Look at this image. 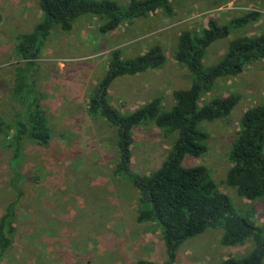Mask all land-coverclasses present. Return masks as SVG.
<instances>
[{
	"label": "rangeland",
	"instance_id": "rangeland-1",
	"mask_svg": "<svg viewBox=\"0 0 264 264\" xmlns=\"http://www.w3.org/2000/svg\"><path fill=\"white\" fill-rule=\"evenodd\" d=\"M38 1L0 0V116L8 121L18 111L11 87L17 69L23 67L14 50L16 38L40 21ZM112 1L121 7L128 2ZM171 7V17L158 11L108 34L99 32V18L84 16L74 22L70 32L55 28L44 42L36 62L35 85L52 138L47 148L29 145L24 150L16 236L1 264L165 262L158 228L136 221L139 193L114 176L116 134L101 118L87 113L88 95L104 75L114 50L131 59L160 45L164 64L144 75L117 79L109 90V102L126 114L160 98L163 109L169 110L174 104L173 91L190 84L188 72L174 59L180 32L200 35L210 19L224 25L248 11L260 13L257 21L233 29L228 38L211 44L203 58L205 67L220 60L232 39L264 32V0H173ZM231 94L239 96V103L228 117L201 124L208 135L207 151L199 158L187 157L185 165L205 167L236 211L249 213L256 226H261L264 200L238 197L225 184V177L230 167L227 155L242 114L264 103V61L252 63L239 77L220 79L200 105ZM133 138L131 170L147 175L161 165L175 135L165 137L147 124L135 128ZM9 158L10 153L0 146V216L17 200L9 185ZM220 237V229H210L185 241L174 264H222L251 249V242L224 247Z\"/></svg>",
	"mask_w": 264,
	"mask_h": 264
},
{
	"label": "trees",
	"instance_id": "trees-1",
	"mask_svg": "<svg viewBox=\"0 0 264 264\" xmlns=\"http://www.w3.org/2000/svg\"><path fill=\"white\" fill-rule=\"evenodd\" d=\"M173 0H128L121 7L112 0H39L40 21L34 28L16 38L14 47L23 67L17 69L12 82V97L18 103L13 120L0 116V146L10 153L8 169L10 188L17 200L10 202L0 216V264L11 250L16 236L17 204L22 196L19 184L23 179L21 162L27 146L47 148L52 134L36 91V62L42 46L51 32L58 28L70 32L76 20L94 16L102 23L101 34L114 32L122 24L162 11L173 16ZM258 11L220 25L210 19L200 35L180 32L174 59L190 77L186 88L172 93L173 106L164 110L161 99L154 98L133 112L121 114L109 102V90L119 78L136 77L159 69L165 62L160 45H153L142 55L124 59L114 50L106 71L88 95L87 113L99 117L114 129L117 160L114 176L128 182L139 193L136 221L154 224L160 231L165 262L174 264L180 246L207 230H221L220 244L235 247L251 242L250 251L230 256L222 264H263L264 217L256 226L249 213L239 214L229 197L222 193L201 165L186 166L187 157L199 158L207 151L208 135L201 129L203 122L228 117L239 103V96L231 94L214 98L200 105L203 96L212 93L216 83L226 77H239L256 62L264 61V32L255 36L232 39L220 60L203 65L207 48L229 37L231 30L257 21ZM152 124L165 137L175 135L170 150L161 165L147 175L132 172L133 131ZM264 103L248 108L239 121V131L230 146L227 158L230 167L225 184L237 196L248 201L264 200ZM136 264H153L140 259Z\"/></svg>",
	"mask_w": 264,
	"mask_h": 264
}]
</instances>
